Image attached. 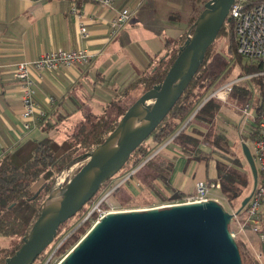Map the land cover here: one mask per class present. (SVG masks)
<instances>
[{
  "label": "water",
  "instance_id": "water-1",
  "mask_svg": "<svg viewBox=\"0 0 264 264\" xmlns=\"http://www.w3.org/2000/svg\"><path fill=\"white\" fill-rule=\"evenodd\" d=\"M233 2L204 3L191 37L179 47L162 82L131 104L105 140L83 156L85 163L62 186L66 190L59 202H52L55 189L50 192L22 245L2 264H33L52 244L60 225L77 214L122 169L189 86ZM142 107L143 116L135 118ZM241 152L251 173L252 188L237 213L246 206L258 181L246 143L241 144ZM231 217L212 200L111 212L95 222L59 264H242L237 242L229 232Z\"/></svg>",
  "mask_w": 264,
  "mask_h": 264
},
{
  "label": "trees",
  "instance_id": "trees-1",
  "mask_svg": "<svg viewBox=\"0 0 264 264\" xmlns=\"http://www.w3.org/2000/svg\"><path fill=\"white\" fill-rule=\"evenodd\" d=\"M207 0L202 1V7L189 20L187 29L177 39V46L174 50L168 53L165 57L160 58L156 64H152L144 70L133 82H131L120 94V97L128 95L131 89H142L141 95L150 90L154 85L160 84L176 58L179 47L183 45L188 34H192L193 24L203 10V5ZM224 22L220 35H225L228 38L227 49L229 53L235 55V62L239 66V74L237 78L257 74L263 70L262 65L243 64L242 59L236 52V44L234 40V27L230 19ZM190 31V32H189ZM217 36V38H218ZM216 38V39H217ZM213 42L207 51L205 58L199 67L197 73L192 78L189 86L181 94L178 101L173 105L164 120L149 136L155 143L154 146H149L146 141L136 148L130 155L128 164L129 170L137 167L156 147L172 138L169 148L178 150L187 156V160L201 159L199 155L200 137L191 136L186 133L188 127L192 124L207 127V132L204 137L211 142L212 148L220 147L221 142L224 143L218 134L211 133L214 126L215 117L218 114L221 101L209 100L202 105L195 113L191 121L187 122L189 116L202 102L207 93L215 87H219L223 82V77L218 78V74L207 75L209 55L216 42ZM263 77L254 76L239 82L234 86L231 96L237 98L244 104L251 101L253 96L261 97L263 95ZM233 94V95H232ZM115 102V101H114ZM114 102H111V106ZM131 105V104H130ZM117 105L116 118H112V114L103 108L100 114H95L91 111L82 110L83 121L76 125L71 134L62 142L58 143L53 138L44 137L38 140H30L22 144L19 148L12 152L4 154L0 159V235L17 236L21 239L20 245L12 252H7V248H0V252H5L0 258V264L4 260L13 255L14 252L22 245L23 239L27 237L33 223L38 218L43 203L49 196L50 192L55 189L58 177L64 170L69 169L74 163L83 160V156L92 151L97 145L101 144L109 133L116 127L119 119L129 108V106ZM47 116L41 118L39 127L43 130L49 127H56L57 124L43 123ZM187 122V123H186ZM186 125L184 126V124ZM182 126H184L182 128ZM182 128V129H181ZM201 135V134H200ZM210 136H213L211 139ZM253 138L249 135V139ZM211 139V140H210ZM163 153V152H162ZM162 153L157 154L151 160L147 161L135 173V178L140 182L141 188L146 190V186L152 190V193L158 195V186L154 183L162 182L167 190L171 193V198L180 200L182 193L174 191L170 187V177L173 165L167 160L162 159ZM229 163L224 164L216 160L215 171L216 178L220 184V191L225 197L227 203L231 206L240 203L246 197L252 188V177L247 164L243 159L230 155ZM210 156L205 157V161L210 160ZM128 170V171H129ZM114 178V177H113ZM112 178V179H113ZM111 179V180H112ZM109 182V181H108ZM108 182L102 185L106 187ZM158 187V188H157ZM122 190V187L117 188L112 195L117 194ZM127 190V189H125ZM142 192V189L140 193ZM98 193L90 202L75 214L72 218L60 225L56 236H60L50 246H48L34 261L33 264H44L53 249L61 242L58 248L54 251V257L65 255L67 250L72 248L82 236L92 226L96 215L92 214L84 222L80 223L92 205L98 199ZM127 194V193H126ZM145 195L146 192L143 191ZM127 201L134 200L135 195L128 191ZM154 197V195H153ZM151 200L149 203H152ZM124 205V201L119 204ZM71 223L70 229L62 234L63 229L68 223ZM65 238L63 241H61ZM245 244V245H244ZM242 264V254H248L246 264H259L252 256L251 250L246 243L237 242ZM63 255V256H64Z\"/></svg>",
  "mask_w": 264,
  "mask_h": 264
},
{
  "label": "crops",
  "instance_id": "crops-1",
  "mask_svg": "<svg viewBox=\"0 0 264 264\" xmlns=\"http://www.w3.org/2000/svg\"><path fill=\"white\" fill-rule=\"evenodd\" d=\"M143 2L147 4L148 0H114V5L117 8H132L136 14ZM163 4L169 5L168 0H164ZM72 8L75 9L77 17L71 13ZM198 10L193 8V15L189 20ZM111 18L112 14L101 6L84 1L0 0V159L4 154L14 151L27 141L38 140L33 136L37 130H42L39 127L40 116H36L34 127L29 132H25L22 128L20 91L13 75L15 64L32 61L42 53L58 49L71 51L85 48L93 55L92 61L87 66L60 68L53 72H31L36 91L35 100L39 110L45 114L44 117L47 116L43 125L46 122L51 125L59 124L70 116L81 117L80 111L83 107L91 105L95 114H100L104 107L122 98L120 94L125 88L154 64L147 52L139 46L137 38L132 33L133 29L126 34V26L129 23H126L115 37H110ZM160 19L161 26L164 25L168 33L172 31L175 36L174 42H177L178 37L183 33L176 30L175 34V29H170L175 23L171 20L172 16L163 15ZM79 24L87 28L88 38L85 40L79 38ZM145 44L152 53L158 54L157 38H148ZM168 44L166 40L164 45L168 46ZM122 48L130 50L134 62L125 71L117 73L112 83L101 74V71L112 68L111 64ZM116 70V68L112 69V71ZM113 74L110 72L108 76ZM81 98H84L86 103H83ZM206 132L207 127L195 123L186 131L191 136H204ZM175 151L178 150L168 148L162 153L161 158L173 165L170 187L182 193V198L194 193L197 181H211L216 178L215 176L210 180L197 179L199 177H196V173L203 168L205 170L208 161L199 164L196 161L201 159L187 160L186 155L180 152L183 157L179 156ZM182 159L186 161L183 168L188 163L193 164L192 180L185 178L183 174L185 170L177 169L181 174L176 173L175 165ZM131 191L134 195L137 193L135 190L131 189ZM260 227L264 239V217L261 219ZM248 234L253 241L258 238L250 231H246L244 235ZM250 247L254 253L258 252L253 244ZM261 251L264 256L263 245Z\"/></svg>",
  "mask_w": 264,
  "mask_h": 264
},
{
  "label": "built area",
  "instance_id": "built-area-1",
  "mask_svg": "<svg viewBox=\"0 0 264 264\" xmlns=\"http://www.w3.org/2000/svg\"><path fill=\"white\" fill-rule=\"evenodd\" d=\"M71 1L94 3L110 12L112 14V18L110 20L111 38L115 37L118 32L123 29L133 14V12L131 13L127 8H117L114 5V0ZM71 13L76 15V17L78 16L75 13L74 8L71 9ZM227 18L233 23L234 40L238 56H240L242 60H245L247 64L262 65L263 70L257 74L240 77L236 80L226 82L219 87L212 88L203 98L198 107L189 116L187 122L191 121L196 111L209 100L213 99L225 102L234 86L239 82L250 77L262 76L263 95L258 98L253 96L251 101L246 102L240 109V113L243 115L244 120L248 118H252L253 120V125L250 126L249 133V135H252L253 138L250 140L251 149H249L257 170L258 181L256 188L244 209L239 213H237V210L232 208H225V205L229 204L222 195L220 191V184L217 180L197 181L195 183V190L193 194L177 200L174 204L167 203L158 206L157 208L169 207L176 204L201 203L212 200L220 204L226 212L232 215L229 224V232L234 239L241 235L243 236L246 231H250L263 240L260 225L261 219L264 217V0H234L229 9ZM78 34L80 39H87V28L82 24H79ZM188 37H191V34H188L187 38ZM92 58L93 55L85 48H77L71 51L58 49L42 53L32 61H23L15 64L13 75L15 80L18 82V88L20 91L21 120L22 128L25 132H29L34 127L36 116H40V118H44L45 116V114L39 110L38 104L35 100L36 91L34 82L31 78V72H53L60 68L87 66L92 61ZM252 110L256 114L254 117L251 115ZM185 125L186 124H184V126ZM184 126H182V128ZM172 138L173 136L156 147L137 167L124 173L117 183L111 184L112 180H109L107 186L99 190L97 201L92 205L80 223L87 220L92 214L96 215V219L92 223L93 225L100 218L111 212L128 211L120 210V208L113 206L109 202L112 193L117 188L123 186H129V191L131 193L132 188L135 189L136 192L141 191V184L135 178L136 171L154 156L167 150L171 145ZM72 170L73 168L71 166L67 169L65 174H63L64 171L62 172L61 176H63H60V185L63 182L67 183L69 181V177H72V175L70 176ZM78 170L79 169H77V171ZM57 183L58 181L56 184ZM64 239L65 238L61 241ZM60 243L61 242H59L53 249L44 264H48L49 260L54 258V251L58 248ZM256 257L259 261L264 259L261 249H259L256 253Z\"/></svg>",
  "mask_w": 264,
  "mask_h": 264
},
{
  "label": "rangeland",
  "instance_id": "rangeland-1",
  "mask_svg": "<svg viewBox=\"0 0 264 264\" xmlns=\"http://www.w3.org/2000/svg\"><path fill=\"white\" fill-rule=\"evenodd\" d=\"M154 2H151V0H148L147 4L143 2V5L138 10L136 14H134L133 9L130 8L129 11L132 13L133 16L131 17L129 23L126 26V34H129L130 30L133 29L132 33L137 38V41L139 43V46L142 47L150 57V60L153 61L154 64L160 59L167 55V53H170L174 50V48L177 46L178 42H174L175 36L172 31H166L165 26H161L160 18L163 15L172 16V21L175 23L173 24L170 29H175L174 33L176 34V30L179 33H183V31L186 30L188 20L191 17L193 8L200 9L202 7V1L204 0H168L169 5H164V0H153ZM179 15V16H178ZM228 19V18H227ZM228 20H226L227 22ZM152 39L157 38V41L159 43V51L158 54L155 55L150 51V48L146 46L145 41L146 39ZM168 41V46L164 45L165 41ZM228 45V38L225 35H220L216 39V42L214 44V47L209 55L208 60V70L206 72L207 75H214L218 74V78L221 76H224L223 82H229L237 79V76L239 74V66L237 62H235V55L228 52L227 49ZM116 46V45H115ZM118 51V50H117ZM130 50L127 48H122L119 52H117V57L112 62V68L108 71H101V74L104 75V77L113 83V80L115 79L117 73H120L122 70L125 71L127 67H129L132 62H134L130 52ZM242 63L245 64L246 61L242 60ZM116 68V71H112V69ZM108 69V68H107ZM112 72L114 73L112 76H108V74ZM106 75V76H105ZM108 81V82H109ZM109 82V83H110ZM101 83V82H100ZM142 93V89L140 88H134L131 89L128 95L120 98L119 100H116L111 106H106L105 108H108L107 110L112 114V118H116L115 112L118 108L117 105L120 106H128L130 104H133ZM233 95V94H232ZM85 97V96H84ZM83 100V103L86 101L84 98H81ZM86 103V102H85ZM244 106L243 102H240L237 98L229 95L225 102H222L218 114L215 117L214 126L211 129V133H213V130L218 134V138H220L224 143L221 142L220 147L218 148H212L210 145V141L206 137H200V146H199V155L202 157L201 161H196L197 163H204L205 157L210 156V160L207 162L206 169L204 168L201 171H198L196 173L197 179H213L216 176L215 172V162L216 160L227 164L229 163V156L234 155V157L243 159V155L241 152V144L244 142L248 145V147L251 149V143L249 139V133H250V126L253 125L252 118H248L244 120L243 115L240 113V109ZM103 108V107H102ZM100 108V109H102ZM86 111H91L95 113L94 109L91 106L83 107ZM82 109V110H83ZM81 112V117L78 116H70V118L63 120L59 124H57L56 127H49L46 130H37L36 134L33 136L36 139H42L44 137H50L53 138L56 142L60 143L63 140H65L73 131L74 127L78 125L81 121H83V113ZM252 117H254L256 114L251 111ZM203 127V126H202ZM205 128V127H204ZM203 129V128H202ZM217 129V130H216ZM214 132V133H215ZM206 135V133H205ZM211 139H213V136H210ZM210 139V140H211ZM146 144L149 146H154L155 143L152 141L151 137H149L146 140ZM177 155L182 156V154L178 151ZM183 157V156H182ZM186 157H184L185 159ZM184 159H182L179 163L175 165L176 167V173H180L177 169H181L183 174H185V178L192 180L191 178V171L193 164H189L183 168L184 163L186 162ZM85 163L84 160H80L73 164L72 172L70 173V176L74 175L77 169L80 168ZM195 163V162H193ZM244 163L246 164L245 160ZM181 164V168H180ZM196 164V163H195ZM197 166V165H196ZM247 167V165H246ZM197 168V167H196ZM129 170V164L126 163L122 169L114 176L112 179L111 184H115L119 181V179ZM67 170H64L63 174L66 173ZM181 174V173H180ZM61 176V175H60ZM58 177L57 181L58 183L55 186L56 188H60L66 184V182H63L60 185V179L61 177ZM121 176V177H120ZM71 177H69L70 179ZM117 179V180H116ZM157 188L159 189L158 195H155L152 193L153 189H150L146 186V190L142 189V192H137L135 194V201L130 200L127 201L128 197V191L129 186H123L122 190L119 191L117 194H114L110 197L109 202L118 208L120 210H142V209H148L153 207H158L164 204H174L177 200L171 198V193L169 190L166 189L165 184L162 182L154 183ZM110 185V184H109ZM131 187V186H130ZM127 189V190H125ZM133 189V188H132ZM135 190V189H133ZM143 191L146 192V194H143ZM130 192V191H129ZM127 193V194H126ZM154 195V197H153ZM151 200H153L152 203H149ZM124 201V205L120 206L119 204ZM223 204V202H222ZM225 205V204H224ZM223 205V206H224ZM240 206V203H237L234 206L231 205H225V208H232L234 210H237ZM71 223L69 222L65 228L62 231V234L67 232V230L70 229ZM91 227V226H90ZM84 236V235H83ZM82 236V237H83ZM59 235L54 238L55 240L59 239ZM236 242H244L248 246V248L251 250V254L255 260L259 264H264V259L262 261H259L256 257V253L252 251V248L250 245L253 244L255 246L256 250L261 249V246H264V239L261 240L259 237L255 239V241L250 238V235H241L238 238L235 239ZM21 239L17 236H10V235H0V248L4 249L7 248V252H12L16 247H18L20 244ZM53 241V242H54ZM52 242V243H53ZM256 244V245H254ZM245 245V244H244ZM70 249L67 250L70 251ZM66 252V254H67ZM5 252H0V258L3 256ZM64 255V254H63ZM61 257H54L49 260L48 264H59L61 259L65 256ZM248 259V254H242V260L244 261V264H246Z\"/></svg>",
  "mask_w": 264,
  "mask_h": 264
},
{
  "label": "bare ground",
  "instance_id": "bare-ground-1",
  "mask_svg": "<svg viewBox=\"0 0 264 264\" xmlns=\"http://www.w3.org/2000/svg\"><path fill=\"white\" fill-rule=\"evenodd\" d=\"M227 20V19H226ZM190 32V31H189ZM145 112V109L142 107L140 108V110L138 111L137 115L135 116V118H141L143 116ZM186 124V123H185ZM244 143V142H243ZM98 167H96L95 169V173L97 172ZM121 177V176H120ZM117 180V179H116ZM66 188L65 187H60L57 188L53 191V199L52 202H59L61 200V198L63 197L64 193H65ZM228 201V200H227Z\"/></svg>",
  "mask_w": 264,
  "mask_h": 264
}]
</instances>
